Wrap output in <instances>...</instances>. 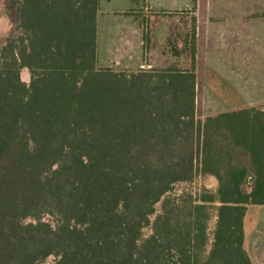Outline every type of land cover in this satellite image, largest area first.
<instances>
[{
	"label": "trees",
	"instance_id": "1",
	"mask_svg": "<svg viewBox=\"0 0 264 264\" xmlns=\"http://www.w3.org/2000/svg\"><path fill=\"white\" fill-rule=\"evenodd\" d=\"M8 2L21 34L0 48V264H254L264 108L198 118L197 19L188 67L118 71L98 66L100 0ZM197 177L215 190L171 194Z\"/></svg>",
	"mask_w": 264,
	"mask_h": 264
},
{
	"label": "rangeland",
	"instance_id": "2",
	"mask_svg": "<svg viewBox=\"0 0 264 264\" xmlns=\"http://www.w3.org/2000/svg\"><path fill=\"white\" fill-rule=\"evenodd\" d=\"M152 5L150 8L146 0L100 1L99 67L118 71H137L141 64L145 68L188 67L190 57L184 41L195 17L200 26L198 118L245 106L264 108V0H177L175 4L152 0ZM20 34L8 0H0V48ZM175 47L184 51L177 56ZM21 77L30 82L28 69L22 70ZM216 186L213 178L197 177L191 183L177 184L171 194L196 197L203 188L215 190ZM244 189L251 190L247 185ZM159 213L161 202L151 222ZM245 230V246L253 263L264 264V205L249 207ZM151 233L152 227L144 230V236ZM55 260L50 257L46 263Z\"/></svg>",
	"mask_w": 264,
	"mask_h": 264
},
{
	"label": "crops",
	"instance_id": "3",
	"mask_svg": "<svg viewBox=\"0 0 264 264\" xmlns=\"http://www.w3.org/2000/svg\"><path fill=\"white\" fill-rule=\"evenodd\" d=\"M101 1V0H100ZM176 1L177 0H172V2H174V4L176 3ZM146 2H147V4H148V6L150 7V8H153V5H152V0H146ZM162 2H163V0H162ZM179 2V1H178ZM200 29V26L198 25V30ZM198 39H199V32H198ZM142 45H143V43H142ZM142 45H141V47H142ZM141 53H142V50H141ZM145 66L143 65V64H141L140 65V68H144ZM149 68V67H148ZM246 221V220H245Z\"/></svg>",
	"mask_w": 264,
	"mask_h": 264
}]
</instances>
